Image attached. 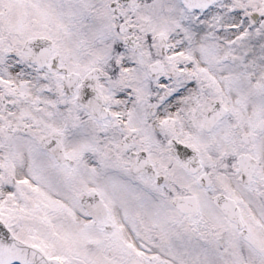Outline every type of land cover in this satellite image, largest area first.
<instances>
[{
    "label": "snow or ice",
    "instance_id": "6c2138e0",
    "mask_svg": "<svg viewBox=\"0 0 264 264\" xmlns=\"http://www.w3.org/2000/svg\"><path fill=\"white\" fill-rule=\"evenodd\" d=\"M0 264H264V0H0Z\"/></svg>",
    "mask_w": 264,
    "mask_h": 264
}]
</instances>
